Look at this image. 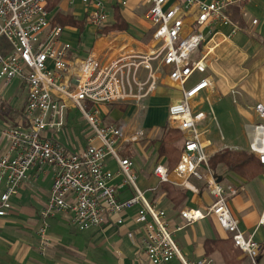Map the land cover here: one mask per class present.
<instances>
[{"label":"built area","instance_id":"obj_1","mask_svg":"<svg viewBox=\"0 0 264 264\" xmlns=\"http://www.w3.org/2000/svg\"><path fill=\"white\" fill-rule=\"evenodd\" d=\"M49 1L0 0V80L8 85L21 79L28 88L23 121L0 129V217L12 212L11 198L20 192L32 170L41 173L51 167L52 187L40 212L43 244L48 242L50 218L66 215L73 227L86 231L100 228L110 215L121 216L139 205L134 221L142 231V249L151 264H164L173 258L181 259L183 264H212L208 257L187 261L174 239L175 231L208 216L231 234L235 246L252 264H258L261 245L240 228L230 209V199L238 189L214 175L210 155L200 141L199 126L207 115L196 111L193 104L202 91L213 86L206 75L205 55L194 58L206 44L204 30L216 23L233 24L228 8L243 0H183L185 6L178 1L169 4L170 0H146V17L153 29L150 49L124 45L114 54L91 53L85 57L76 55L73 45L62 40V26L51 24ZM71 1L83 3L90 25H108L103 0ZM190 12L196 18L189 26L190 32H186ZM242 13L249 16L246 11ZM257 22L253 20V24ZM237 29L235 26L233 31ZM3 42L10 50H4ZM196 74L200 79L189 86ZM163 76L182 90V96L169 106V119L187 135L175 168L160 163L155 175L161 183L170 182L173 175L186 185L192 177L203 180L214 197L205 211L182 209L179 214L183 222L174 228L169 225L166 210L152 203L138 186L134 161L120 155L119 148L125 143L122 129L104 123L99 109L112 103L146 108V101ZM70 110L80 112L92 131L87 146L78 150H68L58 136L67 125ZM255 110L259 121L249 129V149L264 165V105L258 104ZM144 137L145 132L139 131L127 141L136 143ZM110 156L118 163L117 172L108 168ZM119 175L123 177L122 185L132 193L125 200L119 199V185L114 183ZM259 225L264 226V210Z\"/></svg>","mask_w":264,"mask_h":264},{"label":"crops","instance_id":"obj_2","mask_svg":"<svg viewBox=\"0 0 264 264\" xmlns=\"http://www.w3.org/2000/svg\"><path fill=\"white\" fill-rule=\"evenodd\" d=\"M103 1L109 15L108 25L115 24V13L119 11L128 23L127 29H113L105 33L103 28L90 25L85 6L80 1L58 0L54 7L48 8L51 24L64 28L62 40L73 45L76 55L85 57L94 53L106 56L117 53L124 45L141 50L152 47L153 29L146 17L149 7L146 0H126V5L122 4L123 0ZM176 1L185 6L183 0H170L169 4ZM242 10L249 16L244 17ZM227 12L233 24L216 23L205 28L206 44L194 54L196 59L205 55L206 75L213 81V86L202 91L193 101L195 110L204 111L207 115L199 130L200 141L210 158L224 149L251 153L248 132L259 121L255 107L264 105V0H243L230 6ZM58 16L69 17L82 25L60 23ZM195 18L194 12H190L186 18V32ZM254 19L258 21L256 24H253ZM235 26L238 29L233 31ZM88 27L93 31L90 39L85 36ZM96 29L99 33H96ZM86 40H94L90 49ZM4 45V50H10L7 43ZM199 79V74L193 76L188 82L189 86ZM181 96L182 90L165 76L146 101L144 109L128 103L103 104L99 107L104 123H113L122 129L125 143L124 147L119 148L120 155L134 161L138 186L152 203L166 210L171 228L183 222L179 214L182 209L205 211L214 201L205 181L192 177L187 181L189 185H186L184 180L173 175L170 183L185 193L184 199L176 203L168 196L154 172L160 163L171 170L177 165L171 168L169 158L161 156L159 148L165 129L180 130L169 119V106ZM27 99L26 81L15 79L6 85L0 80V129L9 124L19 125L23 121ZM76 113L80 112L69 111L67 125ZM219 118L226 121L229 131L234 126L239 133L232 135L222 131L221 137L212 133L214 124L219 125ZM139 131H144L145 137L139 142L129 143L127 140ZM186 135L182 131V138L175 142L181 152ZM60 142L68 150H78L88 144L87 141L76 147L61 139ZM107 165L113 172L118 171V163L113 157L107 158ZM212 170L219 181L238 189V194L230 199V209L240 228L260 243L258 264H264V226L259 225L264 210V165L260 174L252 179L228 170L222 163ZM52 177L51 167H46L41 173L32 170L20 192L11 198L12 212L0 217V264H151L142 249V231L134 221L139 205L127 209L121 216L110 215L100 228L86 231L73 227L66 215L50 218L48 242L43 244L40 212L48 201ZM122 180V175H119L114 183L119 185V199L125 200L132 193L128 186L122 185ZM119 218L123 219L122 223L118 222ZM174 239L187 261L208 257L213 260L212 264H252L235 246L231 234L211 216L175 231ZM164 264L183 262L173 258Z\"/></svg>","mask_w":264,"mask_h":264},{"label":"trees","instance_id":"obj_3","mask_svg":"<svg viewBox=\"0 0 264 264\" xmlns=\"http://www.w3.org/2000/svg\"><path fill=\"white\" fill-rule=\"evenodd\" d=\"M58 0H51L50 6L48 8H52L56 5ZM116 22L113 25H107L103 27V32H108L113 29L125 30L128 28V23L123 19L119 11L115 13ZM60 23H72L81 26L82 23L70 19L69 17H57ZM182 138V131L178 129H165V132L160 139V148L159 153L162 156H167L170 161L171 168L178 163L181 155V151L175 142ZM219 163L225 165V167L230 170L241 174L242 176L252 179L256 177L262 171L263 164L261 161L254 156L252 153L243 150H231L224 149L218 153H216L213 157L210 158V166L214 169ZM163 188L168 192V196L175 201L176 203L181 202L185 193L179 189H176L173 184L170 182L162 183ZM234 243V241H233Z\"/></svg>","mask_w":264,"mask_h":264},{"label":"rangeland","instance_id":"obj_4","mask_svg":"<svg viewBox=\"0 0 264 264\" xmlns=\"http://www.w3.org/2000/svg\"><path fill=\"white\" fill-rule=\"evenodd\" d=\"M96 31H97L96 33H99L98 29H96ZM92 35H93L92 28L88 27L87 34L85 36L87 39H90ZM93 41L86 40L87 47L89 49L91 48ZM70 120L68 121V125L65 127V129L61 130L58 133L59 138L64 142L66 143L69 142L70 144L76 147L81 146L85 142L89 141V139L92 136V133L90 134L91 129H89V126L87 125L86 121L81 117L80 113H76L74 116L70 118ZM218 121H219V125L214 124V126L212 127V133L217 134L219 137H221L222 131L225 134L231 133L232 135H236L239 133L238 128H235L234 126L229 131L228 125L223 118H219Z\"/></svg>","mask_w":264,"mask_h":264}]
</instances>
